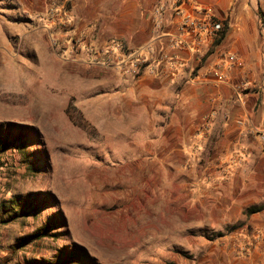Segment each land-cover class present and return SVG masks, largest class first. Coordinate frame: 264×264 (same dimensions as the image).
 <instances>
[{
    "label": "rangeland",
    "instance_id": "374dc122",
    "mask_svg": "<svg viewBox=\"0 0 264 264\" xmlns=\"http://www.w3.org/2000/svg\"><path fill=\"white\" fill-rule=\"evenodd\" d=\"M105 3L0 0V133L37 137L0 151V204L27 212L0 208V264L60 250L80 251L82 264H264L261 207L237 197L230 164L205 169L203 140L184 143L138 82L159 71L125 77L123 55L137 47L105 36V23L80 30L78 14L91 27L118 9ZM55 219L64 224L13 248Z\"/></svg>",
    "mask_w": 264,
    "mask_h": 264
},
{
    "label": "crops",
    "instance_id": "0c3cea01",
    "mask_svg": "<svg viewBox=\"0 0 264 264\" xmlns=\"http://www.w3.org/2000/svg\"><path fill=\"white\" fill-rule=\"evenodd\" d=\"M156 2L106 0L104 6L118 9H111L91 27L81 21H88L90 15L78 14L80 30H99L105 23V36L120 35L129 46L149 47L159 72L152 79L144 73L138 82L157 94L159 109L168 106L172 111L171 122L184 143L203 140V159L211 160L205 169L230 164L237 197L245 206L261 207L253 219L264 231V26L260 21L264 22V0H182L190 16H198L197 10L204 8L223 29L205 38L196 50L180 51L178 63L171 59L175 51L166 43L167 36L176 32L170 14L164 15L160 31L154 27ZM164 53L170 58L164 59ZM227 55H235L240 64L222 66ZM215 68L223 71L224 81L213 78ZM161 95L167 101H160Z\"/></svg>",
    "mask_w": 264,
    "mask_h": 264
},
{
    "label": "built area",
    "instance_id": "2783aa9c",
    "mask_svg": "<svg viewBox=\"0 0 264 264\" xmlns=\"http://www.w3.org/2000/svg\"><path fill=\"white\" fill-rule=\"evenodd\" d=\"M170 14L174 22L176 32L167 36V47L175 51L171 59L178 63L180 60L178 53L184 48L189 47L196 50L205 38L217 36L223 26L220 22L215 21L209 12L204 8L197 10L196 17L190 16L183 7L182 0H157L154 7V27L160 31L163 25L165 14ZM117 47L124 51V45L117 43ZM164 59L170 58L164 53ZM174 62V63H175ZM240 64L239 58L235 55H227L222 62V66H237ZM122 74L125 77H136L147 70L151 74L159 71V62L151 57L149 47H137L128 49L123 55V61L120 65ZM211 75L217 82L225 80V74L219 68L211 71Z\"/></svg>",
    "mask_w": 264,
    "mask_h": 264
},
{
    "label": "trees",
    "instance_id": "16d2710c",
    "mask_svg": "<svg viewBox=\"0 0 264 264\" xmlns=\"http://www.w3.org/2000/svg\"><path fill=\"white\" fill-rule=\"evenodd\" d=\"M36 140L37 137L35 134L28 135L26 133H21L15 137L6 136L5 138H2L0 133V151L5 150L7 147H14L13 149L24 152L28 143H35ZM6 204L7 205L3 203L0 204V208L4 213L10 214V217L14 220L27 213L24 209L25 205H21L17 200L15 201L11 199L7 201ZM63 224V220L55 219L52 224L49 223L45 228L21 237L13 245V248L18 250L20 248H24L27 244L34 240L43 239L50 230L60 227ZM83 260L84 255L80 251L72 250L71 252L65 254L63 250H60L57 255L53 256L52 259L33 258L19 264H82Z\"/></svg>",
    "mask_w": 264,
    "mask_h": 264
}]
</instances>
